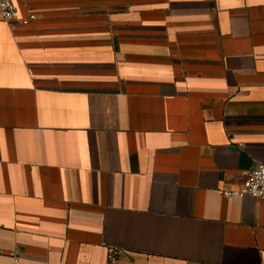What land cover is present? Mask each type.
<instances>
[{
    "label": "crops",
    "instance_id": "crops-1",
    "mask_svg": "<svg viewBox=\"0 0 264 264\" xmlns=\"http://www.w3.org/2000/svg\"><path fill=\"white\" fill-rule=\"evenodd\" d=\"M14 2L0 264H264V0Z\"/></svg>",
    "mask_w": 264,
    "mask_h": 264
},
{
    "label": "built area",
    "instance_id": "built-area-1",
    "mask_svg": "<svg viewBox=\"0 0 264 264\" xmlns=\"http://www.w3.org/2000/svg\"><path fill=\"white\" fill-rule=\"evenodd\" d=\"M36 19L35 14H30L27 17H20L14 0H0V22H6L13 26L17 23L22 25L30 24ZM244 180L237 188L220 189L219 193L224 197L235 196H251L256 199H264V163H258L243 172ZM1 235V226H0ZM4 250L0 245V255ZM123 250L120 247L106 245V260L108 264H116ZM15 256V253L11 254ZM17 261L18 258L14 257Z\"/></svg>",
    "mask_w": 264,
    "mask_h": 264
}]
</instances>
